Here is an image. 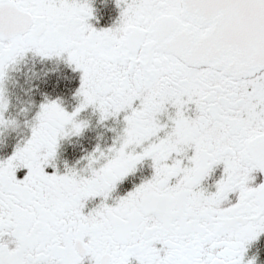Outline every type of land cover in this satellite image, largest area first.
Here are the masks:
<instances>
[{
  "label": "snow or ice",
  "instance_id": "snow-or-ice-1",
  "mask_svg": "<svg viewBox=\"0 0 264 264\" xmlns=\"http://www.w3.org/2000/svg\"><path fill=\"white\" fill-rule=\"evenodd\" d=\"M114 6L0 0V264H264V0Z\"/></svg>",
  "mask_w": 264,
  "mask_h": 264
},
{
  "label": "flooded vegetation",
  "instance_id": "flooded-vegetation-1",
  "mask_svg": "<svg viewBox=\"0 0 264 264\" xmlns=\"http://www.w3.org/2000/svg\"><path fill=\"white\" fill-rule=\"evenodd\" d=\"M94 6L97 9V16L100 20V25L99 26H106L108 24H110L112 22V20L115 19L116 15H117V10L114 6V0H94ZM59 74L61 76H67L69 77V80L71 81V83H69V81H64L65 84H69V86H73L75 84V80L72 79L73 75L68 69L64 68L62 65L60 66V70H59ZM52 79H56L55 76L52 77ZM24 87H27V85H25ZM20 93H22V95H24V93L22 91H20ZM24 100H26L28 97L27 96H23ZM37 99H39V97H36ZM6 151H10L9 150H0V155H4ZM256 248H259L260 250V259L262 261H264V240H262L260 242L259 245H256L253 248V251L256 250Z\"/></svg>",
  "mask_w": 264,
  "mask_h": 264
},
{
  "label": "rangeland",
  "instance_id": "rangeland-1",
  "mask_svg": "<svg viewBox=\"0 0 264 264\" xmlns=\"http://www.w3.org/2000/svg\"><path fill=\"white\" fill-rule=\"evenodd\" d=\"M16 92H17V94L21 97V94L22 93H20V90L19 89H16ZM24 97H21V99H23ZM7 150H9V149H7Z\"/></svg>",
  "mask_w": 264,
  "mask_h": 264
},
{
  "label": "trees",
  "instance_id": "trees-1",
  "mask_svg": "<svg viewBox=\"0 0 264 264\" xmlns=\"http://www.w3.org/2000/svg\"><path fill=\"white\" fill-rule=\"evenodd\" d=\"M24 95L21 94V97H23Z\"/></svg>",
  "mask_w": 264,
  "mask_h": 264
}]
</instances>
